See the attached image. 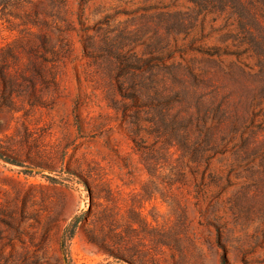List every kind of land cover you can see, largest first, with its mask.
I'll use <instances>...</instances> for the list:
<instances>
[{
  "label": "rangeland",
  "instance_id": "1",
  "mask_svg": "<svg viewBox=\"0 0 264 264\" xmlns=\"http://www.w3.org/2000/svg\"><path fill=\"white\" fill-rule=\"evenodd\" d=\"M0 264H264V0H0Z\"/></svg>",
  "mask_w": 264,
  "mask_h": 264
}]
</instances>
